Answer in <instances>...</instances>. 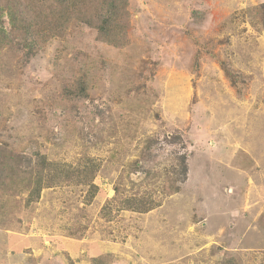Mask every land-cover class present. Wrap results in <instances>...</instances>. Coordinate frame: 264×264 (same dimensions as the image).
<instances>
[{
    "label": "rangeland",
    "instance_id": "1",
    "mask_svg": "<svg viewBox=\"0 0 264 264\" xmlns=\"http://www.w3.org/2000/svg\"><path fill=\"white\" fill-rule=\"evenodd\" d=\"M127 2L120 47L0 45V264H264V0ZM39 156L68 172L30 198Z\"/></svg>",
    "mask_w": 264,
    "mask_h": 264
},
{
    "label": "trees",
    "instance_id": "2",
    "mask_svg": "<svg viewBox=\"0 0 264 264\" xmlns=\"http://www.w3.org/2000/svg\"><path fill=\"white\" fill-rule=\"evenodd\" d=\"M127 8V0H0V45L4 46L3 44H5L6 48L10 47V49L18 45L27 52H35L50 40L65 37L71 23L77 21L96 29L99 37L107 41L108 44L120 47L127 42V21L125 19L128 15ZM5 18L10 27L9 30L4 26ZM230 73L228 70L227 74ZM70 94H75L74 89ZM36 165L35 167L38 168L40 166L54 168L56 174L47 179V183H44V178L38 177L39 173H37L34 185L31 184L30 198L38 197L45 186L51 187L60 180V174L68 172L66 165L50 163L44 156H39ZM90 166L92 168L94 164L90 162ZM91 173L78 174L75 178L96 190L97 187L91 181ZM143 174L145 180L159 177V175H155L154 171L149 170L144 171ZM32 175L30 172V177ZM187 175V156L183 155V180L181 183L186 181ZM66 178L70 180L72 177L69 175ZM121 186L119 181L114 188L113 202L119 204L118 206L123 210L148 213L161 206V201H154L153 195L149 193L141 196L133 194L122 197ZM165 188L168 195L180 191V187L174 186V181ZM223 262V264H232L233 259H226Z\"/></svg>",
    "mask_w": 264,
    "mask_h": 264
}]
</instances>
